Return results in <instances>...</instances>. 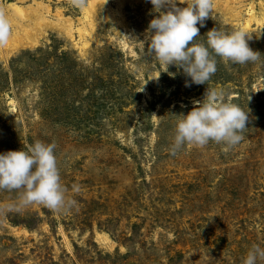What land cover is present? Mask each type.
I'll return each instance as SVG.
<instances>
[{"label": "rangeland", "instance_id": "obj_1", "mask_svg": "<svg viewBox=\"0 0 264 264\" xmlns=\"http://www.w3.org/2000/svg\"><path fill=\"white\" fill-rule=\"evenodd\" d=\"M212 3L196 41L213 27L240 29L261 57H217L210 80L195 84L147 54L150 0H0L6 16L14 4L45 18L32 45L2 46L0 153L55 142L76 201L69 211L33 203L0 213V264H243L264 247V0ZM250 14L260 22L244 28ZM206 88L249 110L245 138L171 155L178 114ZM19 198L0 189V203Z\"/></svg>", "mask_w": 264, "mask_h": 264}, {"label": "clouds", "instance_id": "obj_2", "mask_svg": "<svg viewBox=\"0 0 264 264\" xmlns=\"http://www.w3.org/2000/svg\"><path fill=\"white\" fill-rule=\"evenodd\" d=\"M150 3L157 15L149 21L141 42L147 43V54L154 55L165 72L172 65L190 77L191 83L206 84L217 71V57L225 63L241 65L255 63L261 57L249 47L250 35L240 29L229 32L213 27L206 32V41H196L201 36L197 25L203 27L210 17L212 0H150ZM10 32L8 18L0 13V45L8 42ZM185 86H190L189 81H185ZM248 111L228 100L223 89L206 88L202 100L194 101L186 114H178L170 154L176 155L187 144L201 147L209 141L225 147L238 144L245 138ZM55 149V142L35 140L19 150L0 153V189L20 190L17 201L0 203V213L20 211L33 203L56 212L72 209L76 201L66 195L68 189L61 183ZM72 191L79 192V186L73 185ZM260 260H264V247L253 245L243 264H258Z\"/></svg>", "mask_w": 264, "mask_h": 264}, {"label": "bare ground", "instance_id": "obj_3", "mask_svg": "<svg viewBox=\"0 0 264 264\" xmlns=\"http://www.w3.org/2000/svg\"><path fill=\"white\" fill-rule=\"evenodd\" d=\"M9 7L12 8L11 15L6 16V14H5V16L8 18V20L10 22V26L12 29V31L10 32L9 41H10V38L16 39L17 44L16 45L12 44V45H14V48H17V46L21 47V46H28L29 44L32 45V43H34V41H35L34 35L36 34V32H38V30H40V28L45 23V20H44L45 18L43 17L42 12L40 13L39 11H37V9H34L30 13L24 12V9H21L20 7L15 6L14 4H11ZM252 8H253V6L249 7L248 12H250V10ZM261 20H264V12L262 13ZM252 21L260 22V20L257 19V17L255 15H253V14L247 15L245 17V22L242 23L244 28H247ZM49 24H51V23H49ZM70 25H71L70 23H66V24H62V27L65 30L71 31ZM2 46L3 45H0V56L3 57L4 59H6L7 52H5L2 49L3 48Z\"/></svg>", "mask_w": 264, "mask_h": 264}]
</instances>
